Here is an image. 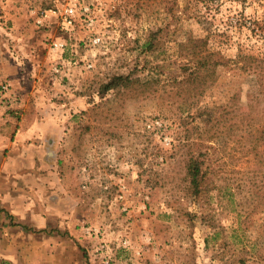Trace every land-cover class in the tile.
I'll return each mask as SVG.
<instances>
[{"label":"rangeland","instance_id":"1","mask_svg":"<svg viewBox=\"0 0 264 264\" xmlns=\"http://www.w3.org/2000/svg\"><path fill=\"white\" fill-rule=\"evenodd\" d=\"M54 3L0 0V81L26 103L10 110L59 129L20 172L58 179L60 195H29L45 227L1 228L0 264H264V115L232 127L258 79L232 62L203 94L175 80L195 43L264 55V0H95V27L69 33L37 23ZM116 75L125 84L103 90ZM192 154L204 159L198 197Z\"/></svg>","mask_w":264,"mask_h":264},{"label":"crops","instance_id":"2","mask_svg":"<svg viewBox=\"0 0 264 264\" xmlns=\"http://www.w3.org/2000/svg\"><path fill=\"white\" fill-rule=\"evenodd\" d=\"M12 95L10 92L0 94V237L2 232L7 231L1 228L45 227L44 215L37 213L33 204L28 203L29 195L37 192H42V195L54 193L60 198L57 189L51 190L53 185L58 184V179L54 177L40 180L36 177L27 178L23 177L20 172L27 165L25 155L32 153L33 156L30 158L32 162L36 153L44 152L48 132L59 131L55 126L53 127L56 118H53L52 123L47 120V117L37 118L34 122V119L31 120L27 114L22 118H17L12 114L11 106L20 109L21 106H26V103L24 100L20 102L18 97L16 99V96ZM18 109L16 113H19ZM29 135L34 137L32 142L26 138ZM36 136L42 138L39 140H42L40 145L35 144ZM41 157L40 154L38 158L42 159ZM44 161L47 163L46 160H41L45 165ZM28 186L32 189L30 192H28ZM3 257L7 259L6 256ZM3 257L0 256V259ZM9 261H12L11 258ZM13 263L16 264V262Z\"/></svg>","mask_w":264,"mask_h":264},{"label":"trees","instance_id":"3","mask_svg":"<svg viewBox=\"0 0 264 264\" xmlns=\"http://www.w3.org/2000/svg\"><path fill=\"white\" fill-rule=\"evenodd\" d=\"M254 22L259 27L264 26V18L261 20L254 19ZM156 34L157 32L151 33V51L156 48ZM203 43L202 48L201 45L197 43L193 44L195 47L200 46V49L193 51V56L188 59L187 63L182 65V67L185 68L184 74L180 79H175L179 84V88L187 91L194 88L198 90V93L203 94L206 89L217 80L218 67L229 66L232 65L231 63L233 62L234 67L256 75L258 84L253 91L248 93V111L241 115L238 120H234L232 127L239 128L242 120L247 118L251 119L255 117V115H264V55L241 50L238 56L230 58L221 51L212 50L205 42ZM126 79V76L123 75L113 76L107 83L103 84V90L107 91L113 87L123 85ZM238 99L239 92L236 91L229 101L234 111H237L233 106L237 105ZM188 101L191 100L189 99ZM226 106L227 105H225V107ZM257 147L258 143H255V147L253 148L256 149ZM185 165L187 176L190 180L189 191L195 197H198L207 190L204 159H202L200 155L192 154L187 158Z\"/></svg>","mask_w":264,"mask_h":264},{"label":"built area","instance_id":"4","mask_svg":"<svg viewBox=\"0 0 264 264\" xmlns=\"http://www.w3.org/2000/svg\"><path fill=\"white\" fill-rule=\"evenodd\" d=\"M95 13V0H56L52 7L43 9L41 13L34 11L39 25L44 26L56 20L60 29L68 33L75 31L78 27L94 28L97 23ZM91 40L93 43H99L101 36L94 35ZM53 45L55 49H60L65 43L58 40L53 42ZM87 65V68L93 66L92 63ZM10 86V82L0 81V94H7L11 88Z\"/></svg>","mask_w":264,"mask_h":264}]
</instances>
